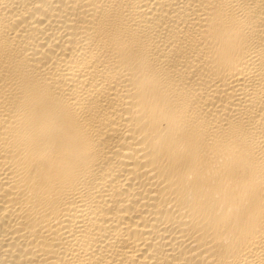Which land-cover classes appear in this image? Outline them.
<instances>
[{
	"label": "bare ground",
	"instance_id": "6f19581e",
	"mask_svg": "<svg viewBox=\"0 0 264 264\" xmlns=\"http://www.w3.org/2000/svg\"><path fill=\"white\" fill-rule=\"evenodd\" d=\"M0 264H264V0H0Z\"/></svg>",
	"mask_w": 264,
	"mask_h": 264
}]
</instances>
